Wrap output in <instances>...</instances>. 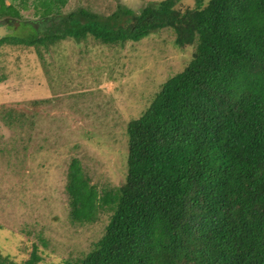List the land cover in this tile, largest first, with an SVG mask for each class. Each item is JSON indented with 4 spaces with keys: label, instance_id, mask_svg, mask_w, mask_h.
<instances>
[{
    "label": "trees",
    "instance_id": "16d2710c",
    "mask_svg": "<svg viewBox=\"0 0 264 264\" xmlns=\"http://www.w3.org/2000/svg\"><path fill=\"white\" fill-rule=\"evenodd\" d=\"M13 1L0 0V19L21 26ZM180 1L138 11L119 4L109 15L79 8L59 31L0 40L42 56L40 47L67 38L124 45L169 29L177 48H192L183 70L129 121L122 184L99 191L71 159V221L94 223L101 209L110 215L102 236L68 264H264V0ZM39 259L34 248L23 263L0 255V264Z\"/></svg>",
    "mask_w": 264,
    "mask_h": 264
},
{
    "label": "rangeland",
    "instance_id": "374dc122",
    "mask_svg": "<svg viewBox=\"0 0 264 264\" xmlns=\"http://www.w3.org/2000/svg\"><path fill=\"white\" fill-rule=\"evenodd\" d=\"M48 1H13L25 23L8 35L59 31L79 8L109 15L119 4L138 11L160 0ZM40 50L42 56L32 46L0 47V255L23 263L35 248L36 264H68L102 236L110 215L101 209L94 223L71 221L65 191L71 159L80 160L99 191L122 184L129 121L183 70L192 48H177L171 30L163 29L124 45L67 38Z\"/></svg>",
    "mask_w": 264,
    "mask_h": 264
},
{
    "label": "water",
    "instance_id": "95a60500",
    "mask_svg": "<svg viewBox=\"0 0 264 264\" xmlns=\"http://www.w3.org/2000/svg\"><path fill=\"white\" fill-rule=\"evenodd\" d=\"M15 25L17 27L19 25V23L17 22ZM9 30L10 29L7 28V24L0 25V40L8 35Z\"/></svg>",
    "mask_w": 264,
    "mask_h": 264
},
{
    "label": "flooded vegetation",
    "instance_id": "af4514ba",
    "mask_svg": "<svg viewBox=\"0 0 264 264\" xmlns=\"http://www.w3.org/2000/svg\"><path fill=\"white\" fill-rule=\"evenodd\" d=\"M11 22L13 23V21H10L9 19L0 20V25L7 24V28L11 30L13 28Z\"/></svg>",
    "mask_w": 264,
    "mask_h": 264
}]
</instances>
